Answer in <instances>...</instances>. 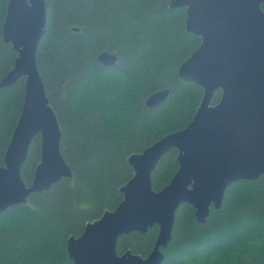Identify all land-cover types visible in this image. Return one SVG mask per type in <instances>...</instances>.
<instances>
[{
	"label": "trees",
	"instance_id": "1",
	"mask_svg": "<svg viewBox=\"0 0 264 264\" xmlns=\"http://www.w3.org/2000/svg\"><path fill=\"white\" fill-rule=\"evenodd\" d=\"M10 0H0V79L15 64L18 51L2 38ZM173 0H46L47 23L37 64L61 129V152L72 169L50 189L0 212V264H75L68 257L70 237L87 223L115 210L121 187L134 175L129 162L164 136L189 126L204 89L179 75L180 65L200 46L186 30V7ZM264 7V6H263ZM78 28V30H75ZM102 51L117 54L116 65L96 60ZM169 89L159 106L146 105L154 92ZM25 78L0 88V166L24 103ZM217 90L211 103L220 101ZM42 137L32 141L21 168L33 183L41 160ZM173 148L152 172L155 190L169 184L179 169ZM159 232L133 231L118 241L146 257ZM162 264H264V177L230 184L219 209L205 223L183 203Z\"/></svg>",
	"mask_w": 264,
	"mask_h": 264
},
{
	"label": "water",
	"instance_id": "2",
	"mask_svg": "<svg viewBox=\"0 0 264 264\" xmlns=\"http://www.w3.org/2000/svg\"><path fill=\"white\" fill-rule=\"evenodd\" d=\"M264 0H173L186 7V30L201 37L200 46L179 67V75L204 89L188 127L172 132L129 162L133 177L121 187L123 200L113 211L87 223L79 237L68 240L75 264H162L173 237L176 212L183 203L195 208L205 223L211 207L219 209L227 187L243 179L264 177ZM47 23L46 0H10L2 38L18 51L14 67L0 79V88L25 78L24 103L3 165L0 166V212L25 203L32 193L50 189L72 169L61 148V129L37 64V50ZM78 30V28H75ZM96 60L116 65L117 54L100 52ZM217 90L220 101L212 104ZM170 93L162 89L146 100L154 108ZM42 137L41 160L32 185L21 168L33 139ZM177 148L179 169L171 182L155 190L152 172L160 159ZM159 226L153 250L143 257L128 249L119 254V238Z\"/></svg>",
	"mask_w": 264,
	"mask_h": 264
}]
</instances>
